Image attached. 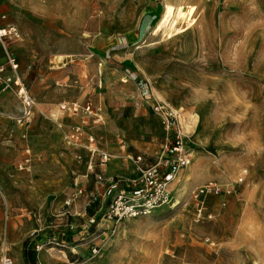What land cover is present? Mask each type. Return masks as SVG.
Here are the masks:
<instances>
[{"label":"rangeland","instance_id":"obj_1","mask_svg":"<svg viewBox=\"0 0 264 264\" xmlns=\"http://www.w3.org/2000/svg\"><path fill=\"white\" fill-rule=\"evenodd\" d=\"M0 14V25L13 24L19 32L7 43L19 76L32 97L51 100L43 107L33 99L27 137L41 136L47 126L58 134L48 148L27 138L29 171L18 170L25 166L23 127L12 117L20 113V101L0 81V202L7 222L26 230L27 241L43 244L41 251L75 242L84 264H264V0H0ZM128 34H136L137 42L116 48L117 38ZM104 39L134 59L133 72L149 82L153 98L180 111L190 160L171 184L170 204L119 223L100 220L90 229L88 210L92 202L104 204L101 196L64 204L85 184L80 175L87 153L65 145L77 117L61 112L55 121L50 114H58L62 102H89L104 126L117 124L111 113L124 104L121 124L132 128L134 140L162 134L157 117L130 116L131 104L144 100L122 63L99 52ZM48 107L49 113L43 111ZM86 127L94 137L92 124ZM87 179L89 191L93 175ZM183 180L185 192L178 190ZM207 183L234 193L208 195L197 221L188 193ZM67 207L80 215L64 214ZM92 244L101 249L95 258L89 257Z\"/></svg>","mask_w":264,"mask_h":264},{"label":"built area","instance_id":"obj_2","mask_svg":"<svg viewBox=\"0 0 264 264\" xmlns=\"http://www.w3.org/2000/svg\"><path fill=\"white\" fill-rule=\"evenodd\" d=\"M155 3H161L163 0H151ZM19 37V32L13 24L0 25V45L2 46L6 64L0 65V81L10 88L15 98L20 101L21 111L17 116H13L16 123L19 125H27L32 119L34 101L29 92V89L18 74V63L11 55L7 48L8 40H16ZM119 44L125 45V39L118 37ZM8 70L6 73L5 70ZM137 91L140 98L148 101L153 98L150 85L146 81H137ZM149 110L160 121L165 131V139L163 143L162 153L157 161L150 166H142V156L134 157L135 170L138 177L125 183L120 179L110 178L109 183L105 187L106 205L97 213L90 215L87 218L89 225H97L101 220H111L119 223L128 218L148 215L153 210L171 203L170 187L171 184L178 180L181 171L186 167L190 160V156L184 146L183 140L185 135L181 132L180 127V111L171 108L161 101H153L148 105ZM58 110L71 115L79 114L82 121L79 124H74L70 127L65 135V145L68 147H83L90 152V160L88 168L91 170L95 164L103 165L107 162V153L99 151L94 146V137L91 134L85 133V117L92 116V121L97 122L98 117L92 109L89 102H79L71 100L58 104ZM28 154V151H26ZM97 156V162L94 157ZM29 158L24 159V164H28ZM95 180L99 183L104 182L105 178L101 174L95 175ZM239 178L237 182H241ZM236 182V183H237ZM83 193L82 189L78 188L75 193L65 200L64 204L69 205L78 196ZM234 193L233 187L225 188V186L216 183H207L192 189L188 195L195 203V216L198 221L204 212V203L208 195H224ZM94 200L90 198L89 202ZM93 235L90 233L89 237ZM84 239V238H83ZM90 241V240H89ZM34 249L39 252L43 244L34 242ZM64 248L65 244L55 242ZM101 249L94 244L89 248L90 258H95L100 255ZM89 258V259H90ZM0 264H12V259L8 254L6 245H2L0 250ZM76 264H84L77 262Z\"/></svg>","mask_w":264,"mask_h":264},{"label":"crops","instance_id":"obj_3","mask_svg":"<svg viewBox=\"0 0 264 264\" xmlns=\"http://www.w3.org/2000/svg\"><path fill=\"white\" fill-rule=\"evenodd\" d=\"M151 1V0H150ZM153 4H158L155 3L153 1H151ZM5 17L4 14H0V18ZM123 38L126 40V43L130 44L131 43H136L137 41H135L134 39L136 38V34H128L127 36H123ZM129 40H128V39ZM101 48H99V52H102L104 54L105 58H108V60H116L119 61L120 63H122L123 68H124V72H125V76L129 79V84L130 86H132V89H135V93L136 96H138V91H137V81H146V80H140L137 79V75L133 72V70L135 69V63H134V59L132 57L130 58H125L122 55V51L120 52L119 50H115V47L118 48H122L125 45H117L115 44V47H110L111 43L108 42V40H102V42H100ZM136 77V78H135ZM135 80L134 86L132 84V81ZM128 81V80H126ZM148 84L149 82L146 81ZM150 85V84H149ZM135 87V88H134ZM151 88V86H150ZM152 90V89H151ZM36 99L37 102H41L43 107H46L48 105L51 104V100L48 98H44V97H40L38 95H35L33 97V99ZM153 100L156 99V101H158V99L156 98V96H154V98H152ZM152 100V101H153ZM148 101H144L143 104H139L138 102H136L135 104H131V106L129 107V114L130 116L133 118L138 117V116H147V115H151L153 117L156 118V116L154 114L151 113V111L149 110L148 105L152 103ZM40 105V104H39ZM35 106V105H34ZM103 106L102 104H99V109L100 107ZM20 107V104H19ZM58 107V106H57ZM112 108V107H109ZM125 106L124 104H122V106L120 108H116L118 112H114L111 113L112 116H117L118 117V121L117 124H104V126H99L101 122L100 121V117L98 116L97 112L95 113V115L98 117L97 122L92 121L91 117L92 116H87V118L85 117V124H84V128H87V124L88 122L92 124L93 127L92 128V132L94 135V146L101 152H105L108 154V156L110 158H108L107 162L103 165H98L95 164L93 166V168L90 170L88 168V164H89V160H90V152L86 149L83 148L85 153H87V157H86V173L83 175H80L81 177H85V184H83V186H79L77 188L74 189L73 193H75V191L80 188L82 189L83 193L78 196L76 199H78V203L80 201H82L85 198H90L93 197L95 200L96 196H101L103 199L104 204L101 206H98L96 204L93 203V207H91V210H88L90 212V214L87 216L89 217L92 214H95L97 212H99L105 205H106V197L105 195V187L106 185L109 183V179L110 178H114V179H121L125 183L136 179L139 175L137 173V171L135 170V163H134V157L140 155L142 156V166L143 167H147L150 166L151 164L155 163L157 161V159L160 157L161 153H162V147H163V143H164V139H165V131L164 128L162 127V125H160V134H161V138L159 137L158 140V136L157 138H152L151 141H138V140H134V138H132V128H129L127 126H123L122 123V112L123 109L125 110ZM58 110V109H57ZM20 111H21V107H20ZM43 111L49 113L50 109L45 108ZM58 114H50L51 116H55L54 119L52 120H61L60 115L61 111H56ZM60 112V113H59ZM108 114H110V111L105 112L104 117L107 116ZM71 115V114H70ZM60 116V117H59ZM71 116H75L77 117V122L73 123L74 124H79L80 121H82V117L77 114V115H71ZM110 116V115H108ZM34 117V107H33V113H32V120ZM59 117V118H58ZM115 118V117H114ZM158 119V118H157ZM31 120V121H32ZM31 121L27 124V125H19L17 123V125H19V127H23L22 131H21V138L23 141L22 144V149H23V158H22V164L25 165L24 167L18 166V170H25V171H29V167L28 165L30 164L31 161V151L29 149V145L27 144V138H29L28 143H30L32 146L34 147H42V148H48L50 147V145L53 143L52 141H58V134L56 132H54V128L52 126H47L45 132L42 133L41 136H35V135H31L29 137L28 136V130L31 124ZM159 121V120H158ZM57 124V123H56ZM58 125L61 127V124L58 123ZM69 126L70 127L72 126ZM68 129V131H69ZM34 131V128H33ZM67 131V132H68ZM89 132V131H88ZM90 134V133H88ZM159 134V135H160ZM126 138V139H123ZM163 137V138H162ZM133 141H135V143H133ZM68 147V146H67ZM73 148V147H70ZM28 151V154L27 152ZM28 157L29 158V162L28 164H24V159ZM94 160L97 162V156L94 157ZM109 160H113L111 164H109ZM114 163V164H113ZM88 173L93 175L94 178V182L92 181V185H91V189L89 191L86 190L85 185L88 182ZM96 174H101L103 175V177L105 178L104 182L99 183L95 180V175ZM38 176L36 174H34V180H38L37 178ZM81 181L82 178H81ZM36 186V185H35ZM7 190V189H6ZM72 194V193H71ZM70 194V196H71ZM69 196V197H70ZM75 199V200H76ZM74 200V201H75ZM73 201V202H74ZM65 202V201H64ZM84 205H89V202L87 204L84 203ZM66 210H64V214H69V215H73L75 216H79L81 212H76L73 211L72 209H70V207L65 208ZM83 209L85 210V206H83ZM67 225V224H65ZM69 227H71V224H68ZM94 225H92L90 227V229H94L93 228ZM26 230H24V232H22L21 230L17 231V228L15 229V225H14V221L11 222H7V216H5V214H3L2 211V207H1V202H0V250L2 248V245H6L7 249H8V254L12 259V264H27L26 262H24L23 259V255H22V250H23V246L24 241L26 240V236H24ZM26 235V234H25ZM86 239V238H84ZM83 238L78 239L80 243H82V241H84ZM34 242L32 243L31 240L27 242V244L25 245V251L27 252H35V257L29 261L28 264H76L77 262H80L82 259V257L79 256L78 252L75 250V248L78 247L79 244H76L75 242H71L70 240L65 244L64 248L61 249H57L55 250L54 248H47L44 251L40 250L39 252H36L34 249ZM67 244H69V246H67Z\"/></svg>","mask_w":264,"mask_h":264},{"label":"bare ground","instance_id":"obj_4","mask_svg":"<svg viewBox=\"0 0 264 264\" xmlns=\"http://www.w3.org/2000/svg\"><path fill=\"white\" fill-rule=\"evenodd\" d=\"M191 19H192V15L191 16H189ZM193 20V19H192ZM191 20V21H192ZM158 96V95H157ZM172 108V107H171ZM174 109V108H173ZM200 127V128H199ZM198 127V129L195 131V133H194V139H195V141H198L199 140V137H200V129H201V126H199ZM206 141V140H205ZM200 143H202V142H200ZM209 146V150L210 151H212L213 153H214V146H213V144H210V145H208ZM188 165H186V167H187ZM187 187V181L186 180H183V182H182V184H181V186L179 187V189L178 190H181V191H183V192H185V191H187L186 188ZM174 199V198H173Z\"/></svg>","mask_w":264,"mask_h":264},{"label":"trees","instance_id":"obj_5","mask_svg":"<svg viewBox=\"0 0 264 264\" xmlns=\"http://www.w3.org/2000/svg\"><path fill=\"white\" fill-rule=\"evenodd\" d=\"M27 240L24 241V244H27ZM25 245L23 246V250H22V255H23V259L24 262H26L27 264L29 263L30 260H32L35 257V252H27L25 251Z\"/></svg>","mask_w":264,"mask_h":264}]
</instances>
